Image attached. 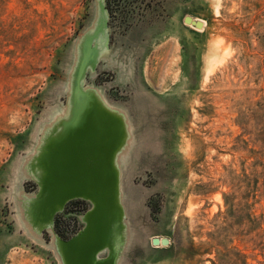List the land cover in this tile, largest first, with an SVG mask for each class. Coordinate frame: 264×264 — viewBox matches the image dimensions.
<instances>
[{"label": "rangeland", "instance_id": "obj_1", "mask_svg": "<svg viewBox=\"0 0 264 264\" xmlns=\"http://www.w3.org/2000/svg\"><path fill=\"white\" fill-rule=\"evenodd\" d=\"M134 2L108 13L109 48L83 78L130 132L117 264H264V0ZM103 3L0 0V264H62L52 232L25 219L22 193L38 185L18 165L67 114ZM70 201L55 217L63 238L91 207Z\"/></svg>", "mask_w": 264, "mask_h": 264}, {"label": "water", "instance_id": "obj_2", "mask_svg": "<svg viewBox=\"0 0 264 264\" xmlns=\"http://www.w3.org/2000/svg\"><path fill=\"white\" fill-rule=\"evenodd\" d=\"M108 13L103 3L97 24L81 41L67 114L46 126L22 166L23 173L38 185L32 194L22 193L25 219L38 234L52 232L62 264H117L125 242L119 155L130 132L124 114L83 82L88 68L93 70L100 53L109 48ZM185 20L202 24L191 15ZM78 198L90 201L91 207L81 215L83 227L63 238L54 229L56 213ZM152 240L170 242L167 236L155 235Z\"/></svg>", "mask_w": 264, "mask_h": 264}, {"label": "trees", "instance_id": "obj_3", "mask_svg": "<svg viewBox=\"0 0 264 264\" xmlns=\"http://www.w3.org/2000/svg\"><path fill=\"white\" fill-rule=\"evenodd\" d=\"M107 7L109 8L110 14L113 17L120 16L126 10L133 11L134 0H106Z\"/></svg>", "mask_w": 264, "mask_h": 264}, {"label": "built area", "instance_id": "obj_4", "mask_svg": "<svg viewBox=\"0 0 264 264\" xmlns=\"http://www.w3.org/2000/svg\"><path fill=\"white\" fill-rule=\"evenodd\" d=\"M79 200H81V199H74V200L70 201V204H69V207L68 208L69 209H73L74 211H76L78 205H80L81 207L84 206L83 203H82V201L79 202V203L77 202ZM83 202L84 203H88L87 200L86 201H83ZM65 228H66V226H65ZM65 228H61V230L64 232L65 231Z\"/></svg>", "mask_w": 264, "mask_h": 264}, {"label": "bare ground", "instance_id": "obj_5", "mask_svg": "<svg viewBox=\"0 0 264 264\" xmlns=\"http://www.w3.org/2000/svg\"><path fill=\"white\" fill-rule=\"evenodd\" d=\"M192 16V15H191ZM192 18H193V20H201V22H202V24L200 25V26H198V25H196V23H194L193 21H189V22H187L186 21V23L187 24H189V25H193V26H195V27H197V29H202V28H204V26H205V24H206V21L205 20H203V19H199V18H196V17H194V16H192ZM222 52V51H221ZM224 52V51H223ZM214 63V62H213ZM211 65V64H210ZM161 243V242H160ZM167 245V244H166Z\"/></svg>", "mask_w": 264, "mask_h": 264}, {"label": "crops", "instance_id": "obj_6", "mask_svg": "<svg viewBox=\"0 0 264 264\" xmlns=\"http://www.w3.org/2000/svg\"><path fill=\"white\" fill-rule=\"evenodd\" d=\"M25 161H26V158H25V156H23V158L20 160V165H18V169L20 170V172H22V166L25 164ZM24 191H27L26 189H24ZM23 191V192H24ZM47 231H49V233H51V231L50 230H47ZM44 232H45V230L41 233V234H38V233H36V236L37 237H43V235H44Z\"/></svg>", "mask_w": 264, "mask_h": 264}, {"label": "flooded vegetation", "instance_id": "obj_7", "mask_svg": "<svg viewBox=\"0 0 264 264\" xmlns=\"http://www.w3.org/2000/svg\"><path fill=\"white\" fill-rule=\"evenodd\" d=\"M78 199H81V200H79V201H77L78 203L79 202H81L82 201V203H83V205H84V202L83 201H86V199H82V198H78ZM69 202V201H68ZM82 210L83 209V206L81 207L80 205H78V207H77V209L76 210ZM71 210H73V209H71ZM69 211V210H68ZM59 220V223L62 225V218H58ZM56 221V220H55ZM68 224H69V222H67ZM55 224H56V222H55Z\"/></svg>", "mask_w": 264, "mask_h": 264}]
</instances>
